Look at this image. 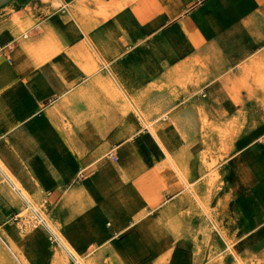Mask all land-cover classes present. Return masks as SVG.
I'll use <instances>...</instances> for the list:
<instances>
[{
	"label": "crops",
	"instance_id": "obj_1",
	"mask_svg": "<svg viewBox=\"0 0 264 264\" xmlns=\"http://www.w3.org/2000/svg\"><path fill=\"white\" fill-rule=\"evenodd\" d=\"M237 117L220 168L237 200L216 216L264 260V156L247 155L264 141V0H0V175L55 197L48 217L86 263L176 243L162 213L185 226L198 154Z\"/></svg>",
	"mask_w": 264,
	"mask_h": 264
},
{
	"label": "rangeland",
	"instance_id": "obj_2",
	"mask_svg": "<svg viewBox=\"0 0 264 264\" xmlns=\"http://www.w3.org/2000/svg\"><path fill=\"white\" fill-rule=\"evenodd\" d=\"M200 120L206 126L213 124L206 116L200 117ZM244 124V117H237L236 121L226 120L219 130L210 131L209 143H205V148L198 154L203 167L200 174L206 172L204 178L184 186V194L190 204L185 212V226L173 227L167 208L162 213L160 224L162 230L171 233L177 241L149 253L140 264L166 263V256L171 250L173 256L179 251L183 253L181 264H264L259 254L249 250V244H238L242 228L237 222L226 218L227 215L230 217L229 209L227 214L224 212L225 220L220 217L221 213L219 217L216 216V212L224 210L226 206L232 209L233 204H236L237 196L232 190L234 187H229L227 177L220 168L229 165L234 154L231 141ZM203 134L205 136L206 132ZM257 141L260 142L259 139ZM248 142L250 140H243V144ZM259 145L255 152L247 155L264 156V141ZM0 166L6 170L1 163ZM5 172L8 175H0V264H74V261L76 264H96L93 259L88 258L86 263L78 257L48 217L55 197L38 193L32 196L14 175ZM20 192L29 198L38 212L29 207ZM235 213H231L232 217ZM146 225L148 230L153 231L157 224L149 219ZM56 237L62 239L63 246L74 252L77 260L68 257ZM155 255H160L159 260L154 259Z\"/></svg>",
	"mask_w": 264,
	"mask_h": 264
},
{
	"label": "bare ground",
	"instance_id": "obj_3",
	"mask_svg": "<svg viewBox=\"0 0 264 264\" xmlns=\"http://www.w3.org/2000/svg\"><path fill=\"white\" fill-rule=\"evenodd\" d=\"M14 187H15V185H14ZM15 189H16V187H15ZM20 194H21V196L24 198V199H26V201L28 202V205H29V207L34 211V212H38L37 211V209L35 208V206L33 205V204H31L30 203V200H29V198L26 196V197H24L23 195H22V193L20 192ZM52 231V230H51ZM55 231V230H54ZM56 234V233H55ZM58 239V238H57ZM61 240L62 239H59V241H60V243H61ZM62 245H64V243H61ZM63 248H64V250L71 256V257H73V259L74 260H77V257H76V255L74 254V252L73 251H71L70 250V248H68L67 246L65 247V246H63ZM77 262V261H76ZM81 264V263H80Z\"/></svg>",
	"mask_w": 264,
	"mask_h": 264
},
{
	"label": "built area",
	"instance_id": "obj_4",
	"mask_svg": "<svg viewBox=\"0 0 264 264\" xmlns=\"http://www.w3.org/2000/svg\"><path fill=\"white\" fill-rule=\"evenodd\" d=\"M111 157V159H115V156L114 155H109Z\"/></svg>",
	"mask_w": 264,
	"mask_h": 264
}]
</instances>
